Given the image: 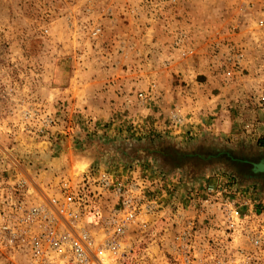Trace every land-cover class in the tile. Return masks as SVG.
<instances>
[{
  "label": "rangeland",
  "instance_id": "obj_1",
  "mask_svg": "<svg viewBox=\"0 0 264 264\" xmlns=\"http://www.w3.org/2000/svg\"><path fill=\"white\" fill-rule=\"evenodd\" d=\"M227 48L238 64L219 63ZM0 85V182L105 173L152 189L167 215L225 186L264 213V182L228 156L184 173L130 149L151 135L206 158L264 157V0H0ZM18 258L0 251V264Z\"/></svg>",
  "mask_w": 264,
  "mask_h": 264
},
{
  "label": "built area",
  "instance_id": "obj_2",
  "mask_svg": "<svg viewBox=\"0 0 264 264\" xmlns=\"http://www.w3.org/2000/svg\"><path fill=\"white\" fill-rule=\"evenodd\" d=\"M102 33L100 24L92 30L95 38ZM185 37L178 34L173 47ZM239 62L231 48L219 61ZM259 102L264 110V95ZM79 175L53 187L18 177L0 182V251L17 253L18 264H264V213L225 186L208 185L202 199L167 215L170 203L139 181L103 173L80 182Z\"/></svg>",
  "mask_w": 264,
  "mask_h": 264
},
{
  "label": "trees",
  "instance_id": "obj_3",
  "mask_svg": "<svg viewBox=\"0 0 264 264\" xmlns=\"http://www.w3.org/2000/svg\"><path fill=\"white\" fill-rule=\"evenodd\" d=\"M157 139H158L157 136L149 135L148 137H146V139H144L145 146L138 145L137 143L133 144L130 148L132 156L138 159L137 161H141V159H145V158L155 159L156 161H160L159 163L162 165L161 167H163L164 164L169 166L173 165L176 168H181L184 171V173L186 171L185 168L187 165L198 164L207 160L213 162L216 160L215 158L222 156L226 157V153L221 155L219 154V152H216V154L212 153L211 155L208 154L210 155L208 158H206L207 156L202 155L201 153L199 154H191L186 152L182 153V151L179 148L172 150L171 143L169 141L166 142L165 140H162L158 144L156 143V141H158ZM227 159L231 162L233 160L231 156H228ZM253 174L255 175L256 173Z\"/></svg>",
  "mask_w": 264,
  "mask_h": 264
},
{
  "label": "flooded vegetation",
  "instance_id": "obj_4",
  "mask_svg": "<svg viewBox=\"0 0 264 264\" xmlns=\"http://www.w3.org/2000/svg\"><path fill=\"white\" fill-rule=\"evenodd\" d=\"M219 152V154H224V153H226V156L228 155V156H231L232 158H233V160H232V163L233 164H235L236 163V165H240V166H243V170H245V168L246 167H248V169H246V173H243L245 176H257V177H259L258 178V180L259 181H261V182H264V173H260L259 175L258 174H253L252 173V163L253 162H258V161H260L261 159H264V157H262V158H260V159H258L257 161H252L251 160V158H241V157H236V156H234V155H231V153H227V152H225V151H221V150H219L218 151ZM208 154H210V153H208ZM241 172V171H240Z\"/></svg>",
  "mask_w": 264,
  "mask_h": 264
},
{
  "label": "water",
  "instance_id": "obj_5",
  "mask_svg": "<svg viewBox=\"0 0 264 264\" xmlns=\"http://www.w3.org/2000/svg\"><path fill=\"white\" fill-rule=\"evenodd\" d=\"M252 172L256 174L264 173V159L252 163Z\"/></svg>",
  "mask_w": 264,
  "mask_h": 264
}]
</instances>
